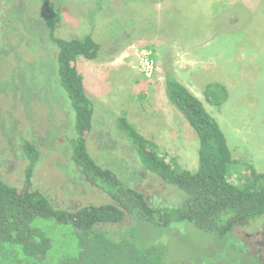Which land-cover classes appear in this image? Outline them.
I'll return each mask as SVG.
<instances>
[{"label": "rangeland", "instance_id": "374dc122", "mask_svg": "<svg viewBox=\"0 0 264 264\" xmlns=\"http://www.w3.org/2000/svg\"><path fill=\"white\" fill-rule=\"evenodd\" d=\"M55 4L61 15L58 36L90 33L102 45L99 58L77 60L95 104L88 147L99 163L134 177L133 151L115 127L116 117L126 115L168 160L182 169L198 168L197 133L165 91L170 74L219 121L241 163L232 178L249 174L251 166L264 171V0ZM46 20L41 0H0V175L22 185L29 162L23 148L30 141L41 152L33 176L36 187L61 205L100 202L105 193L83 177L71 158L75 115L60 83L57 46ZM213 83L228 90L225 99L222 94L215 99L224 100L221 106L207 98ZM140 188L151 196L165 192L150 177L142 179ZM173 227L160 232L143 227V232L148 238L159 234L176 258L226 251L215 237L188 223ZM235 232L252 254L264 259V216L240 224Z\"/></svg>", "mask_w": 264, "mask_h": 264}, {"label": "trees", "instance_id": "16d2710c", "mask_svg": "<svg viewBox=\"0 0 264 264\" xmlns=\"http://www.w3.org/2000/svg\"><path fill=\"white\" fill-rule=\"evenodd\" d=\"M41 1L47 10L49 38L57 46L60 83L75 115L69 138L71 158L83 177L105 193V199L79 205L57 203L35 186L41 152L26 141L23 149L29 162L22 185L10 184L0 175V264H264L235 232L240 224L264 216V171L251 166L249 174L232 178L241 163L234 158L219 121L177 77L166 76L165 91L197 133L198 168L182 169L168 160L166 152L143 136L126 115L116 117L115 127L133 151L134 177L98 162L88 147L95 104L77 60L99 58L102 45L90 33L58 36L61 15L55 0ZM220 94L227 97L223 85H208L207 98L218 106L224 102L222 98L215 102ZM1 120L0 109V125ZM145 177L165 189L161 197L141 190ZM181 223L215 237L226 251L203 252L197 259L176 258L159 234L148 238L143 232V227L160 232Z\"/></svg>", "mask_w": 264, "mask_h": 264}]
</instances>
